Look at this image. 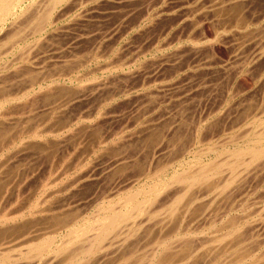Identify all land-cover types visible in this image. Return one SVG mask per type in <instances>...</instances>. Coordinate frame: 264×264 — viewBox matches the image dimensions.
Listing matches in <instances>:
<instances>
[{
    "label": "rangeland",
    "instance_id": "obj_1",
    "mask_svg": "<svg viewBox=\"0 0 264 264\" xmlns=\"http://www.w3.org/2000/svg\"><path fill=\"white\" fill-rule=\"evenodd\" d=\"M30 1L26 0L23 3L22 7L25 8L22 11L17 9L13 14L7 16L0 22V29L2 30H0V100L2 101H0V236L3 234L0 237V246L4 245L2 250L5 251V255L10 256L12 254L11 256H14H10L12 259L6 257L9 261L11 259V261L17 264L29 261V264H50L54 257L56 262L66 257L65 252H71L70 254H73L72 251H77L79 249L78 246L82 247L80 241L77 242V246L75 243L72 247H69L71 251H66L67 249L61 251L59 247V245H63L66 239L65 236L69 231L66 228H69V225H65L67 222L69 223L71 217L75 216V219L78 218V223L91 220L90 218H93L99 210H104L111 204L113 205L126 192L131 190L135 191V189L138 190L140 187H144L145 189L152 186L151 180L158 179L162 183L165 180V184H167L166 180H169L167 185L172 183V186H170L173 191H176V188L178 190L182 189V182L178 184V182L172 179L179 171L182 173V171H185L182 169L193 170L194 165L196 167L194 168L197 169L201 162L202 164L211 163V165L221 162L224 163L225 161L228 162L232 159L230 155L233 150L231 148L234 145L237 146H234L235 151L244 145L246 139L254 135L258 128L260 129V126V131L264 130V46H262L264 44V38L262 37V35L264 36V0H62L55 5L51 4L53 3L51 2L52 0H45L46 4L44 0ZM231 3H235V6ZM214 4L219 5L215 7V10L213 7L216 5ZM40 7H42V10ZM49 10L50 12H48ZM43 12L44 14L48 12V14L44 15ZM194 21L196 22L194 23ZM260 34H262L261 37ZM237 39H239L238 42ZM41 40L42 42H40ZM255 40L256 42L259 40L261 42L263 41L260 44L262 49H260L256 42L253 43ZM195 43H197L196 46ZM199 43H202L201 47L198 45ZM256 45L259 49H256ZM191 47L193 49H190ZM113 67L116 68L114 69ZM1 92L2 95L13 93L12 98L9 97L6 101L7 97H2ZM3 101L5 102L3 103ZM4 136L9 138L8 142L7 140L5 142L2 141ZM5 143L6 145H4ZM171 144L172 147H170ZM166 146L172 149H166L164 151L163 149ZM161 148L163 149L161 150ZM221 149L222 151H220ZM227 149H230L231 152L230 150L227 151ZM167 150H170L169 153H167ZM229 153L231 154L228 155ZM245 157L243 156L245 161H248V158L246 159ZM165 160L166 163L164 162ZM222 160L225 161L223 162ZM259 160L261 161L260 163L258 160L249 163V169H247L248 166L244 165L242 167L239 166L238 169L237 167L234 168L237 171L230 169L232 174L236 173L234 175L235 177L229 172V168L222 167L218 172L219 174H214L217 176L215 178L219 180H216L212 175L213 179L210 176L207 180L209 182L210 180H214L213 183L210 182L209 184L208 182L207 184L205 183L207 180H205L204 183L202 182L201 187L197 189L196 184L193 185L195 187H191V190L189 188L190 186L183 183L187 187H183L186 192L182 189L179 190L180 194H178V190V193H173L170 189L171 187L169 186L170 188H168L166 185L167 187L164 188L166 190L170 189L173 197L170 193L171 191H166L163 188L164 190H162L165 193L163 191L160 193H164L165 195H159L157 198H163V196H169L170 194L171 196L169 198L166 196L167 198L165 199H156L157 204L156 206L154 205L155 207L153 206L155 210L149 208L153 215L155 214L153 211L159 209L160 211L158 210L157 214L160 216L155 214L156 216H153V218L151 212L148 210V216L143 214L141 217L139 215L142 219H139V216H136L138 218L134 216L132 219L126 220V223L129 222L127 225L124 222L126 226L121 223L123 227L120 225L118 228H124L125 231L120 228L118 232L116 228V230L110 233L112 235L109 234V237H106L104 243L102 242L103 249L106 253L108 252V255L102 249L101 251L104 254L100 251L101 255L97 253L92 256L90 255L81 264H89L90 262L91 264H155L160 253V257L165 255H162L164 251L166 254L176 253L179 251V247L183 246L182 243H188L190 249L193 247L192 252L194 250L196 253L198 252L197 255L199 256L194 254L198 260H195L193 253H191L193 257L190 259L194 260L193 262L197 261L194 264L203 262L201 259L205 262L206 259L208 261L211 258L212 262L210 260L202 264H218V259L220 260L218 262L221 264H229L230 261V264H233L237 258L234 254L236 253L238 255L245 250L243 246L248 248L254 246L252 247L253 250H251L252 253H256L257 251L254 255L259 256L258 253L260 252L258 251H261L263 253L260 255H263L264 234H259L263 237L261 241L262 238H260L257 232L262 233L264 231V223H262L264 221V157ZM186 163H189V165L187 166ZM253 163H255L257 168L253 167ZM157 164L161 167H158ZM252 167L255 168L253 171L257 170L253 172L251 170ZM154 168L155 170L158 168V170L154 171ZM247 170H250L248 174L251 172L253 174L246 175L245 171ZM158 172H161L159 174L160 176ZM174 172L176 173L174 174ZM156 174L158 175L157 179H155ZM227 174L230 177L228 176L226 180L224 176ZM255 174L259 175L258 179ZM252 175H255L254 177L256 179ZM163 176L164 178H162ZM238 176L245 183L240 181ZM241 176L248 177L243 180ZM231 177L234 182L228 181ZM249 177L252 178L250 179ZM150 178L151 180H149ZM170 178L172 181H170ZM222 180L224 185H222ZM247 182L250 184V187L248 184L246 185ZM162 183L158 184L161 185ZM225 183L231 184L230 186L228 184L230 188L226 185L228 189L225 187L226 190L223 192ZM220 185L223 189H221ZM241 186L246 190H242L243 188ZM217 187L220 189L218 190ZM231 187L232 189L238 188V191H236L237 189L235 192L232 190V192L229 191ZM215 189L219 193L221 192L222 195H217L219 198L215 200L216 205H211L213 204L211 203L207 206V202L208 204L210 202L206 201L208 200L206 198L218 194ZM227 190L229 191V195L225 194ZM181 191L187 195L197 192V194L193 193L195 195L192 197L194 204L190 199L189 201L185 200L189 205L187 208H184L187 203L184 199H188L189 197L184 195L179 205L174 195L181 196V199L183 194ZM209 191L210 193H216L210 194ZM246 191L248 192L247 194L244 193ZM242 195L243 197L246 195L245 200H243ZM204 197L206 198L204 199ZM117 198L118 200H116ZM173 198L178 202H176L178 206L174 205V209L172 208L175 211L176 207L174 218L172 216L173 210L170 212V206L175 203ZM199 198H203L204 201L202 199V202L199 201ZM160 199L164 200L165 203L163 201L161 202ZM158 200L161 203L159 202L158 204ZM170 200H174V202L172 201L170 204ZM199 202L202 205L195 207ZM160 204L161 206L165 204L167 207L169 205V207L167 208L164 205V211L160 209ZM190 204L193 205L191 206ZM211 206L217 208L215 209ZM153 207L151 206V208ZM177 207L178 210L179 208H184L185 211L183 209L182 211H178ZM205 207L212 209L208 211ZM167 209L172 214L167 215ZM187 209L189 210L186 212ZM201 209L207 212L200 211ZM202 213H205L203 217L201 215ZM88 214L93 216L91 217ZM259 214L263 215L258 217ZM59 215L60 217L58 219ZM244 215H246L244 218L250 220V222L247 223L244 220ZM47 216L51 217L47 219ZM251 216L252 220L250 218ZM253 216L259 223L254 221ZM65 218H69V221H66L64 224ZM145 218L151 223L147 222L145 224H149L148 226L141 225V223L143 224L146 221ZM156 219L157 222L158 220L160 221L159 225L154 221ZM228 219L231 222L233 220H241L237 221L238 223L235 221L238 225L234 221V224L228 222L229 225L227 223ZM38 220L40 221L39 224ZM131 220L134 221L132 222ZM162 220H166L168 223L165 224L166 221ZM130 221L131 223L136 221V224H131ZM244 221L246 222L245 229L247 230L248 228V233L252 231L251 237L249 236L251 233H246L249 237L246 234L243 235L240 233L244 227L239 228V231L237 230V226H244ZM17 223L20 224L19 227ZM225 223H227L228 228L224 226L226 225ZM136 225H140V228H137ZM220 225L221 227H218ZM127 226L130 228L133 227V229ZM255 226L256 228H253ZM261 226H263V229H261ZM5 227L6 230H9H7L8 232L5 230L6 234L3 231ZM173 227L174 229L167 230ZM235 227L237 228L234 231ZM155 228L160 231H155ZM226 228L232 232L226 230ZM26 229L29 230L26 231ZM245 229H243V233L244 231L246 232ZM132 230L135 232H132ZM223 230H226L227 234L223 233L225 236H228L229 233V236H231L226 238L222 235V232H225ZM128 231L133 235L131 239L129 238L130 234ZM233 231L236 233H234L235 238L233 237ZM253 231H257L256 234L258 237H256L258 239H256L257 241L259 240L260 246L256 245L255 247L257 241L255 239L256 234L254 232L253 235ZM28 232H33L32 234L30 233L32 235L31 238L27 234ZM40 232V237H52V250L45 252L42 255L44 257H39L40 259L34 258L35 260L29 259L27 261L26 254L28 253L26 251H28V238L33 239L32 237L34 235L38 236ZM147 232L148 234H146ZM125 233H128V235ZM218 233H220L218 237L221 236V240L218 237L215 238ZM8 234L9 236H7ZM26 234L28 238L26 236V240L24 239L25 243L22 239ZM118 235H123L124 237L120 238ZM177 235L178 237H176ZM213 235L216 236L214 237ZM237 236L240 238H237ZM126 237H128L127 242ZM186 237L189 238V242L186 241ZM196 237H199L198 240L195 239ZM213 237L214 239H212ZM242 237L245 239L241 244L234 242L235 240L240 242L243 240ZM201 238L204 239L202 240ZM218 239L220 242L223 240L221 242L222 246L220 247L223 248L225 246L226 251L224 247V252L221 248L220 251H213L212 255L210 254L212 252L211 247L214 248L215 244L217 242L219 243L217 241ZM248 239L252 243L256 242L252 244ZM7 240L9 241L7 242ZM214 240V246H211ZM10 241L12 242L9 243ZM13 241L16 242L15 245ZM17 241L19 242L17 243ZM117 241H123L124 243H120L123 247L119 246V250L117 249V244L119 243ZM230 241L237 245L235 244L232 247L233 244L230 245ZM6 243L9 244L6 245ZM111 243L113 244L111 245ZM193 243L198 244L196 246ZM205 243H208V245ZM104 244H108L110 248L107 245L108 250L105 249ZM163 245H170V247L166 246L170 249L168 250L166 248L167 251L164 250L165 248L162 249ZM198 245L206 249L210 248V251L204 249L209 253H205L206 251L204 250L201 251ZM206 245L207 247H205ZM111 246L115 249H112ZM8 247L9 249L12 247L10 249L11 251L8 250ZM22 247L25 248L23 249ZM237 247L240 248L238 249ZM18 248H22V251ZM120 248L126 249L125 251L123 249V252ZM132 249L135 250L133 251ZM161 249L162 252H160ZM111 250H113V253H111ZM114 250H118L119 253L117 251L115 253ZM235 250L236 252L233 253ZM102 254L104 258L101 257ZM130 255H133V257ZM208 256H211L210 259L207 258ZM140 257L142 259L144 258V262ZM213 257H216V259L214 260ZM225 257H230L231 259L227 261L226 258L224 262L223 259ZM0 258L2 260L3 257L0 256ZM129 259L131 261L133 259L135 260L132 263ZM9 261L8 263L11 262ZM13 262L10 264H14ZM4 264H7V260H4Z\"/></svg>",
    "mask_w": 264,
    "mask_h": 264
},
{
    "label": "bare ground",
    "instance_id": "obj_2",
    "mask_svg": "<svg viewBox=\"0 0 264 264\" xmlns=\"http://www.w3.org/2000/svg\"><path fill=\"white\" fill-rule=\"evenodd\" d=\"M26 0H0V22L2 21V20H4L7 16H9V15H11V14H13L17 9H19L20 11H22L24 8L22 7V5H23V3L25 2ZM30 1V0H29ZM40 1V0H39ZM45 1V0H44ZM43 1V2H44ZM47 1V0H46ZM46 1H45V4H46ZM51 1V0H50ZM49 1V2H50ZM62 0H52L51 2H53V3H51V4H53V5H55V4H58L59 2H61ZM87 1V0H86ZM233 1V0H232ZM235 1V0H234ZM84 2V1H83ZM82 2V3H83ZM214 2V1H213ZM219 2V1H218ZM217 2V3H218ZM30 3H31V1H30ZM211 3H212V1H211ZM225 3V2H224ZM247 3V2H246ZM48 4V3H47ZM230 4V3H229ZM232 4V3H231ZM235 4V3H234ZM234 4H232V5H234ZM78 5V4H77ZM212 5V4H211ZM214 5H216V6H212L213 8H214V10L216 9L215 7H218L217 6V4H214ZM231 5V6H232ZM50 6V5H49ZM230 6V7H231ZM235 6V5H234ZM233 6V7H234ZM34 7V6H33ZM201 7H203V6H201ZM42 7H40V9H41ZM48 8V7H47ZM46 8V9H47ZM54 8V7H53ZM205 8V7H204ZM226 8V7H225ZM235 8V7H234ZM39 9V8H38ZM206 9V8H205ZM42 10V9H41ZM202 10V9H201ZM213 10V9H212ZM211 10V12H212V14H213V11ZM221 10V9H220ZM230 10H231V8H230ZM232 11V10H231ZM230 11V12H231ZM250 11V10H249ZM253 11V10H252ZM42 12V11H41ZM41 12H40V15H41ZM48 12H50V10L48 11ZM48 12H47V14H48ZM199 12L201 13V11L199 10ZM215 12V11H214ZM218 12H220V11H218ZM205 13H207V12H205ZM39 14V13H38ZM43 14H44V12H43ZM42 14V15H43ZM47 14H44V15H47ZM215 14H216V12H215ZM219 14V13H218ZM243 14V13H242ZM34 15V14H33ZM43 15V16H44ZM202 15H204L203 13H202ZM39 16V15H38ZM196 16V15H195ZM199 16H200V14H199ZM212 17H214L213 15H211ZM217 16V15H216ZM215 16V17H216ZM20 17V16H19ZM50 17V16H49ZM9 18V17H8ZM18 18V17H17ZM238 18V17H237ZM38 19V18H37ZM10 20V19H9ZM30 20V19H29ZM43 20H44V18H43ZM36 21V20H35ZM50 21V20H49ZM178 21V20H177ZM192 21V20H191ZM197 22H198V20H196ZM196 21H194V23L196 22ZM220 21V20H219ZM40 22V21H39ZM193 22V21H192ZM14 23V22H13ZM194 25V24H193ZM10 26H11V24H10ZM21 26V25H20ZM199 26V25H198ZM262 26V25H261ZM9 27V26H8ZM43 27V26H42ZM7 28V27H6ZM22 28V27H21ZM169 28V27H168ZM226 29V28H225ZM255 29V28H254ZM1 30V29H0ZM235 30V29H234ZM2 31V30H1ZM6 31V30H5ZM233 32V31H232ZM232 32H231V34H232ZM238 32H240V31H238ZM237 32V33H238ZM245 32H246V30H245ZM264 32V31H263ZM15 33H17V32H15ZM235 33V32H234ZM2 34H3V32H2ZM8 34V33H7ZM241 34V33H240ZM10 35H12V34H10ZM237 35V34H236ZM257 35H259V34H257ZM261 35L262 34H260V37H261ZM232 36H233V34H232ZM250 36H252V35H250ZM253 36H255V35H253ZM9 37V36H8ZM182 37V36H181ZM255 37H257V36H255ZM259 37V36H258ZM262 37L264 38V36L262 35ZM39 38V37H38ZM251 38V37H250ZM10 40V39H9ZM212 40V39H211ZM238 40L239 39H237V42H238ZM253 40V39H252ZM252 40H251V42H252ZM40 42H42V40L40 41ZM254 42H256V40L255 41H253V43ZM263 42V41H262ZM262 42H261V40H259L258 42H256L257 43V45H259V47H260V49H262V47H261V45L260 44H262ZM172 43V42H171ZM204 43V42H203ZM40 44V43H39ZM196 44L197 43H195V46H196ZM243 44V43H242ZM241 44V45H242ZM28 45V44H27ZM26 45V46H27ZM198 45H200V47H201V45H202V43L200 44H198ZM257 45H256V49H259V48H257ZM36 46V45H35ZM262 46H264V44L262 45ZM237 47V46H236ZM39 49V48H38ZM190 49H193V47H191ZM201 49V48H200ZM199 49V50H200ZM189 50V49H188ZM189 51H192V50H189ZM197 51V50H196ZM201 51V50H200ZM13 52V51H12ZM263 52V51H262ZM195 53V52H194ZM192 54V53H191ZM198 54V53H197ZM257 54V53H256ZM261 54H263V53H261ZM261 54H259V55H261ZM28 55V54H27ZM196 55V54H195ZM24 56V55H23ZM197 56V55H196ZM250 56V55H249ZM64 57V56H63ZM118 57V56H117ZM179 57H181V56H179ZM178 57V58H179ZM193 57V56H192ZM131 58V57H130ZM68 60V59H67ZM70 60V59H69ZM74 60V59H73ZM78 60V59H77ZM173 60V59H172ZM174 60H176V59H174ZM202 60V59H201ZM82 61V60H81ZM114 62V61H113ZM174 62V61H173ZM176 62V61H175ZM205 62V61H204ZM62 63V62H61ZM63 64V63H62ZM71 64V63H70ZM111 64V63H110ZM203 64V63H202ZM53 65V64H52ZM62 66V65H61ZM54 68H56L55 66H53ZM64 67V66H63ZM74 67V66H73ZM119 67V66H118ZM19 68V67H18ZM114 68V67H113ZM116 68V67H115ZM114 68V69H115ZM145 68V67H144ZM152 68V67H151ZM234 68V67H233ZM238 68V67H237ZM46 69V68H45ZM57 69V68H56ZM74 69V68H73ZM119 69V68H118ZM237 70V69H236ZM30 71V70H29ZM39 71V70H38ZM229 71V70H228ZM245 71V70H244ZM204 73V72H203ZM230 73V72H229ZM235 73V72H234ZM57 74V73H56ZM231 74V73H230ZM13 76V75H12ZM59 76V75H58ZM35 79H37V78H35ZM3 80V79H2ZM42 80V79H41ZM95 80V79H94ZM126 80V79H125ZM34 81V80H33ZM112 82V81H111ZM205 82V81H204ZM146 84V83H145ZM235 84V83H234ZM241 84V83H240ZM8 85V84H7ZM63 85V84H62ZM38 86V85H37ZM81 86V85H80ZM182 86V85H181ZM17 87V86H16ZM49 87V86H48ZM26 88V87H25ZM47 89V88H46ZM71 90V89H70ZM82 90H84V89H82ZM38 91V90H37ZM81 92V91H80ZM79 92V93H80ZM259 92V91H258ZM4 93V92H3ZM17 93V92H16ZM50 93V92H49ZM264 93V92H263ZM13 94V93H12ZM12 94H9V93H7V94H4V95H2V92H1V95H2V97H4V96H6L7 98H6V101H7V99L9 98V97H11L12 96ZM82 94V93H81ZM198 94V93H197ZM203 95V94H202ZM24 96V95H23ZM43 96V95H42ZM53 96V95H52ZM17 97V96H16ZM12 98V97H11ZM14 98V97H13ZM22 98V97H21ZM125 98V97H124ZM229 98V97H228ZM60 99V98H59ZM149 99V98H148ZM206 99V98H205ZM214 99V98H213ZM13 100V99H12ZM57 100V99H56ZM221 100V99H220ZM1 101V100H0ZM65 101V100H64ZM254 101V100H253ZM2 102V101H1ZM5 101H3V103H4ZM18 102V101H17ZM55 102V101H54ZM61 102V101H60ZM73 102V101H72ZM143 102V101H142ZM245 102V101H244ZM51 103H52V101H51ZM70 103V102H69ZM68 103V104H69ZM222 103V102H221ZM233 103V102H232ZM19 104V103H18ZM190 104V103H189ZM198 104V103H197ZM252 104V103H251ZM40 105V104H39ZM64 105V104H63ZM139 105V104H138ZM61 106V105H60ZM240 106V105H239ZM91 107V106H90ZM155 107V106H154ZM164 108V107H163ZM249 108H250V106H249ZM6 109V108H5ZM8 109V108H7ZM61 109V108H60ZM144 109V108H143ZM242 109V108H241ZM16 110V109H15ZM139 110V109H138ZM248 110V109H247ZM7 111V110H6ZM173 111V110H172ZM11 112V111H10ZM24 112V111H23ZM33 112V111H32ZM201 112V111H200ZM9 113V112H8ZM48 113V112H47ZM170 113V112H169ZM245 113V112H244ZM145 114V113H144ZM240 114V113H239ZM246 114H247V112H246ZM169 115V114H168ZM181 115V114H180ZM33 116V115H32ZM91 116V115H90ZM178 116V115H177ZM242 116V115H241ZM256 116H258V115H256ZM34 117V116H33ZM56 117H57V115H56ZM60 117V116H59ZM68 117V116H67ZM129 117V116H128ZM156 117V116H155ZM170 117V116H169ZM24 118V117H23ZM44 118V117H43ZM75 118V117H74ZM135 118V117H134ZM259 118V117H258ZM257 118V119H258ZM4 119V118H3ZM27 119V118H26ZM52 119V118H51ZM166 119V118H165ZM20 120V119H19ZM32 120V119H31ZM57 120V119H56ZM61 120V119H60ZM67 120V119H66ZM253 120H254V118H253ZM252 120V121H253ZM0 122H1V120H0ZM8 122V121H7ZM20 122V121H19ZM44 122V121H43ZM59 122V121H58ZM3 123V122H2ZM1 123V124H2ZM5 123V122H4ZM182 123V122H181ZM251 123V122H250ZM250 123H248V124H250ZM257 123V122H256ZM258 123H260V122H258ZM16 124V123H15ZM19 124V123H18ZM22 124V123H21ZM254 124V123H253ZM50 125V124H49ZM98 125V124H97ZM263 125V124H262ZM55 126V125H54ZM63 126H65V125H63ZM247 126V125H246ZM256 126V125H255ZM260 126V125H259ZM10 127V126H9ZM17 127V126H16ZM169 127V126H168ZM178 127V126H177ZM258 127V126H257ZM256 127V128H257ZM264 127V126H263ZM2 128V127H1ZM91 128V127H90ZM121 128H123V127H121ZM153 128V127H152ZM14 129V128H13ZM10 130V129H9ZM16 130V129H15ZM14 130V131H15ZM51 130V129H50ZM60 130V129H59ZM91 130H93V129H91ZM244 130V129H243ZM251 130H252V128H251ZM250 130V131H251ZM253 130H255V128H253ZM258 130L260 131L261 130V126H260V129L258 128ZM256 131V133L254 134V135H252V136H249L248 137V135H247V139H246V141H245V144L244 145H242L239 149H237V150H235L234 151V146H236V145H234L233 146V148H231V150H232V152H231V150H230V152L232 153H229L228 155H230V157L232 158L230 161H228V162H226L225 160V162L224 163H222L221 162V160H220V162L221 163H216L215 165L213 164V165H211V163L210 164H202V162H201V164H200V166L199 167H197V169H195L196 167H195V165H194V167L192 168L193 170H186V169H182V170H185V171H187V172H185V171H182V173H180L181 171H179L178 172V174H176L175 176H173V175H171V176H173V180L174 181H176V182H178V184L179 183H181L182 184V189L184 190V188H187L186 187V185L187 186H190L189 188L192 190V186L194 185V184H196L197 186H196V189L198 188V187H201V185H202V182L204 183L205 182V180H207V179H209V177L211 176V178L214 176V178L215 177H217V176H215L218 172H219V170L222 168V167H225V168H229L228 170H229V172L232 170V171H234V170H236L237 171V169H238V167L239 166H241L242 167V165H244V166H248V164L249 163H251V162H253V161H256V160H258L259 161V163L261 162L259 159L260 158H262V157H264V130H262V131ZM8 131V130H7ZM11 131V130H10ZM35 131H37V130H35ZM120 131V130H119ZM168 131V130H167ZM167 131H166V133H167ZM246 131V130H245ZM2 132H4V131H2ZM1 132V133H2ZM20 132V131H19ZM26 132V131H25ZM105 132V131H104ZM169 132V131H168ZM238 132V131H237ZM255 132V131H254ZM258 132V133H257ZM9 133V132H8ZM210 133V132H209ZM244 133V132H243ZM5 134V133H4ZM12 134V133H11ZM247 134V133H246ZM246 134H245V136H246ZM7 135V134H6ZM10 135V134H9ZM8 135V136H9ZM172 135V134H171ZM235 135V134H234ZM251 135V134H250ZM77 136V135H76ZM148 136V135H147ZM170 136V135H169ZM2 137V136H1ZM165 137V136H164ZM16 138H17V136H16ZM61 138V137H60ZM148 138V137H147ZM150 138V137H149ZM185 138V137H184ZM190 138V137H189ZM228 138V137H227ZM243 138V137H242ZM245 138V137H244ZM2 139V138H1ZM8 139L9 138H7V137H3V140L2 141H6L7 140V142H8ZM82 139V138H81ZM44 140V139H43ZM47 140V139H46ZM1 141V142H2ZM67 141V140H66ZM178 141V140H177ZM243 141V140H242ZM25 142V141H24ZM32 142V141H31ZM38 142H39V140H38ZM41 142H43V141H41ZM102 142V141H101ZM147 142V141H146ZM160 142V141H159ZM217 142V141H216ZM241 142V141H240ZM239 142V143H240ZM18 143V142H17ZM30 143V142H29ZM156 143V142H155ZM176 143V142H175ZM242 143V142H241ZM244 143V142H243ZM13 144V143H12ZM16 144V143H15ZM21 144V143H20ZM25 144V143H24ZM116 144V143H115ZM151 144V143H150ZM168 144H170V143H168ZM4 145H6V143L4 144ZM26 145V144H25ZM220 145V144H219ZM218 145V146H219ZM2 146V145H1ZM93 146V145H92ZM206 146V145H205ZM208 146V145H207ZM23 147V146H22ZM24 147H26V146H24ZM28 147V146H27ZM75 147V146H74ZM160 147V146H159ZM170 147H172V144H171V146ZM203 147V146H202ZM210 148H212L211 146H209ZM208 147V148H209ZM237 147V146H236ZM235 147V148H236ZM33 148V147H32ZM189 148V147H188ZM209 148V149H210ZM226 148V147H225ZM20 149V148H19ZM24 149V148H23ZM163 148H161V150H162ZM166 149H172V148H169V147H167L166 146V148H164L163 150L164 151H166ZM201 150V149H200ZM216 150V149H215ZM214 150V151H215ZM228 149H227V151H229ZM33 151V150H32ZM56 151V150H55ZM168 152L167 153H169V151L170 150H167ZM217 151V150H216ZM220 151H222V149L220 150ZM223 151H225V149H223ZM42 152V151H41ZM79 152V151H78ZM211 152V151H210ZM213 152V151H212ZM173 153V152H172ZM194 153H195V151H194ZM219 153V152H218ZM221 153V152H220ZM75 154V153H74ZM80 154V153H79ZM157 154V153H156ZM156 154H155V156H156ZM202 154V153H201ZM28 155V154H27ZM33 155H36V154H33ZM113 155V154H112ZM133 155V154H132ZM143 156V155H142ZM154 156V157H155ZM160 156V155H159ZM193 156V155H192ZM195 156V155H194ZM197 156V155H196ZM226 156H227V154H226ZM243 156L247 159L248 158V161H245V159L243 158ZM156 157H158V156H156ZM198 157V156H197ZM218 157H219V155H218ZM228 157V156H227ZM227 157H225V158H227ZM229 157V158H230ZM57 158V157H56ZM71 158V157H70ZM146 158V157H145ZM160 157H158V159H159ZM169 158V157H168ZM173 158V157H172ZM215 158V157H214ZM157 159V161H159V160H161V159H159L158 160ZM173 159H175V158H173ZM228 159V158H227ZM33 160V159H32ZM166 160H168L167 158H166ZM166 160L164 161L165 163H166ZM177 160V159H176ZM198 160V159H197ZM208 160H210V159H208ZM207 160V161H208ZM218 160V159H217ZM216 160V161H217ZM28 161H30V160H28ZM107 161V160H106ZM134 161V160H133ZM214 161H215V159H214ZM213 161V162H214ZM76 162V161H75ZM162 162V161H161ZM161 162H159V163H161ZM190 162V161H189ZM217 162H219V161H217ZM123 163V162H122ZM204 163V162H203ZM264 163V162H263ZM262 163V164H263ZM22 164V163H21ZM180 164V163H179ZM187 164V163H186ZM190 164H193V163H190ZM254 165H255V163H253ZM261 164V165H262ZM119 165H122V164H119ZM132 165V164H131ZM151 165V164H150ZM155 166H156V164H154ZM158 165V167H161L159 164H157ZM161 165H163V164H161ZM167 165V164H166ZM171 165V164H170ZM183 165V164H182ZM189 165V163L187 164V166ZM253 165V167H255V168H257L256 167V165L254 166ZM264 165V164H263ZM123 166V165H122ZM129 166V165H128ZM139 166V165H138ZM179 166V165H178ZM186 166V167H187ZM243 166V167H244ZM250 166H251V164H250ZM259 166V165H258ZM66 167V166H65ZM176 167V166H175ZM182 168H183V166H181ZM180 167V168H181ZM237 167V169H234V168H236ZM251 168V170L253 171V169H255V168ZM260 167V166H259ZM258 167V168H259ZM130 168V167H129ZM164 168V167H163ZM171 168V167H170ZM245 168V167H244ZM244 168H242V169H244ZM264 168V167H263ZM262 167H261V169H263ZM4 169V168H3ZM160 169H162V168H160ZM159 169V170H160ZM191 169V168H190ZM231 169V170H230ZM241 169V170H242ZM247 169H249V166H248V168ZM17 170V169H16ZM148 170V169H147ZM158 170V168L155 170V168H154V171H157ZM224 170V169H223ZM226 170V169H225ZM246 170V169H245ZM257 170V169H256ZM256 170H254V171H256ZM19 171V170H18ZM26 171V170H25ZM152 171V170H151ZM163 171H164V169H163ZM166 171V170H165ZM248 171L250 172V170H247V171H245V173H246V175L248 174ZM253 171V172H254ZM263 171H264V169H263ZM162 172V171H161ZM161 172L159 173L158 172V175L159 174H161ZM166 173V172H165ZM176 172H174V174H175ZM231 174H232V172H230ZM229 173V174H230ZM244 173V174H245ZM252 173V172H251ZM251 173L250 174H248V175H251ZM261 173H262V170H261ZM148 174H149V171H148ZM151 174H153V173H151ZM162 174H164V173H162ZM215 174V175H214ZM219 174V173H218ZM236 174V173H235ZM234 173L232 174L233 176L235 175ZM253 174V173H252ZM259 174V173H258ZM263 174V173H262ZM12 175V174H11ZM114 175V174H113ZM141 175V174H140ZM157 175V174H156ZM158 175L157 176H155V179H157L158 178ZM213 175V176H212ZM242 175V174H241ZM256 175V177H257V179L259 178V175H257V174H255ZM254 175V176H255ZM160 176V175H159ZM165 176V175H164ZM164 176L162 177V178H164ZM219 176V175H218ZM228 176L230 177V175H226V176H224V177H226V180H227V178H228ZM232 176V177H233ZM240 176V175H239ZM239 176H238V178H239ZM253 175H252V177H254ZM149 177V176H148ZM220 177V176H219ZM232 177H231V179L230 180H228L229 182L231 181V182H234V180L232 181ZM235 177V176H234ZM242 177V176H241ZM246 177H248V176H246ZM246 177H242L243 178V180H244V178H246ZM252 177H249L250 179L252 178ZM118 178V177H117ZM161 178V179H162ZM255 178V177H254ZM253 178V179H254ZM146 179H148V178H146ZM160 179V178H159ZM167 179V178H166ZM171 179V178H170ZM172 179L170 180V181H172ZM213 179V178H212ZM216 179V178H215ZM241 178H239V180H240ZM256 179V178H255ZM134 180V179H133ZM149 180H151V178L149 179ZM216 180H219V179H216ZM225 180V179H224ZM238 180V179H237ZM15 181V180H14ZM25 181V180H24ZM148 181V180H147ZM162 181H163V179H162ZM167 181V184H168V181L169 180H166ZM173 181V182H174ZM227 181V182H228ZM235 181H236V178H235ZM240 181H242V180H240ZM239 181V182H240ZM247 181L249 182V180L247 179ZM151 182H152V186H149L148 187V182L146 183L147 184V187L148 188H145L144 189V187L143 188H139L138 190H136L135 189V191L134 190H131V191H129V192H126L125 194H123L120 198H119V200H118V198L116 199V200H118V201H116V203H114L113 205L111 204L109 207H107V208H105L104 210H99L98 211V213L93 217V218H90L89 216V218L91 219V220H88V221H83V222H81V223H78V218H76L75 219V214L73 215L74 217H69L68 219L70 220H68L67 218H65L66 220H64V224L66 223V221H69V223L67 222V224L65 225V226H67V225H69L68 227L69 228H66V227H64V228H66V230L67 229H69V231L67 232V234H66V239H65V241H64V243H63V245H59V247H60V249H61V251H63L64 249H67L66 251H68V250H70L69 249V247L71 246L72 247V245H74L75 243H76V246H77V242H81L82 243V247L81 246H78L79 247V249L77 250V249H74V250H77V251H75V252H73L72 251V253L73 254H70L71 252H65V254H66V257H63V258H61L59 261H55L56 259H55V257H54V259H52V261H51V263L50 264H81V263H84L83 261H85L84 259L85 258H87V257H89L90 255L92 256L93 254H100L102 251H104V247L102 246L103 245V243H104V240L106 239V237L111 233V232H113L114 230H116V228H117V230L116 231H118L119 232V230H120V228L121 227H123V225H121V223L122 224H124V222H125V224L127 225L128 223H126L127 221L126 220H128V219H132L134 216L136 217V216H139V215H141V217H142V215L143 214H145V215H147L148 216V210H149V212H151V214H152V211H150V209L152 210H155L154 209V207L156 206V204H157V201H156V199H159V198H161V199H165V198H167L166 196H168V195H166V196H163V198L162 197H159V198H157L159 195H163L165 192L163 191L164 189L166 190V188H164V187H167L168 186V188H170L172 185V183H170L169 185H167V184H165V180H164V183H162L161 182V180H160V182H159V180L157 179V180H151ZM151 182H149L150 184H151ZM175 182V183H176ZM201 182V183H200ZM208 180H207V182H205V183H207L208 184ZM210 182H214V180L213 181H211L210 180ZM210 182H209V184H210ZM237 182V181H236ZM243 183H245L244 181H242ZM246 183V185L248 184L249 185V187H250V184L249 183ZM254 182V181H253ZM261 182V181H260ZM7 183H9V182H7ZM158 183H162L161 185H159ZM186 184V185H184V184ZM200 183V184H199ZM224 182H223V180H222V185H224L223 184ZM252 183V182H251ZM262 183V182H261ZM118 184H120V183H118ZM177 184V183H176ZM200 186H199V185ZM228 184L229 183H225V186H224V190H223V192L226 190L225 189V187H226V185H227V187H229L230 186V184H229V186H228ZM260 184V183H259ZM264 184V183H263ZM167 185V186H166ZM171 185V186H170ZM173 185H174V183H173ZM184 185V186H183ZM206 185V184H205ZM237 185V184H236ZM251 185H253V184H251ZM119 186V185H118ZM130 186V185H129ZM132 186V185H131ZM140 186H142V185H140ZM144 186V185H143ZM170 186V187H169ZM176 186V185H175ZM263 186V185H262ZM45 187V186H44ZM179 187V186H178ZM184 187V188H183ZM193 187H195V186H193ZM212 187V186H211ZM210 187V188H211ZM220 187H221V185H220ZM226 187V188H227ZM237 187H239L238 185H237ZM243 189L242 190H246L243 186H241ZM253 187V186H252ZM256 187V186H255ZM164 188V189H163ZM175 188V187H174ZM188 188V189H189ZM203 188H204V184H203ZM218 188V190L220 189L219 187H217ZM230 188V187H229ZM233 188H234V186H233ZM128 189V188H127ZM163 189V190H162ZM171 190H172V187L170 188ZM170 189H168L169 191H171ZM177 190H178V188H176ZM182 189H179V190H182ZM221 189H223V187H221ZM228 189V188H227ZM237 189V190H236ZM116 190H117V192H118V189H117V187H116ZM121 190V189H120ZM168 190H166V191H168ZM173 191V193L174 192H176V193H178V191ZM193 190H195V189H193ZM207 190V189H206ZM217 189H215V191H216ZM217 190V192H218V194H215L216 196H210V197H204V199L206 198V199H208V200H206V201H209L210 203L208 204V202H207V206L208 205H210L211 203H213V204H211V205H216V199L217 198H219L218 196L219 195H222V193L220 192L219 193V191ZM234 191L235 192V190L236 191H238V188H235V189H232V187H231V189L229 190V191ZM241 190V189H240ZM239 190V191H240ZM242 190H241V192H242ZM115 191V190H114ZM161 191H163L164 193L163 194H161L160 192ZM172 191L170 192L171 194H172ZM185 191V190H184ZM187 191H189V190H187ZM222 191V190H221ZM228 190L226 191L227 193H225V194H228L229 195V192ZM231 191V192H232ZM248 191V190H247ZM244 192V193H248V192ZM110 192V191H109ZM182 192V191H181ZM186 192V191H185ZM167 193V192H166ZM183 193V192H182ZM190 193V192H189ZM194 193V192H193ZM193 193H191L190 195H187V194H182V198L180 199V197L181 196H177V195H174V198H176V200L179 202H177L174 198V200H175V203L174 204H172L171 206H170V212H171V210H173L174 208V205H176V206H178V204L180 205L181 204V200L184 198V195L186 196H191ZM209 193H210V191H209ZM211 193H216V192H211ZM210 193V194H211ZM111 194V193H110ZM168 194H169V192H168ZM171 194L168 196V198L171 196ZM178 194H180V191H179V193ZM194 194H197V192L196 193H194ZM192 195L191 196V198H189L188 197V199H184V201L185 200H188L189 201V199H190V201H192V197L193 196H195V195ZM231 194V193H230ZM242 194V193H241ZM165 195V194H164ZM218 195V196H217ZM227 195V196H228ZM244 195V194H243ZM243 195H242V198H244L243 200H245V197H246V195L243 197ZM112 196V195H111ZM175 196H177V197H175ZM239 196V195H238ZM248 196H249V194H248ZM96 197V196H95ZM172 197H173V194H172ZM172 197H171V199H172ZM199 197V196H198ZM202 197V196H201ZM224 197H226L225 195H224ZM229 197V196H228ZM111 198V197H110ZM227 198V197H226ZM239 198V197H238ZM237 198V199H238ZM240 198H241V196H240ZM160 199V200H161ZM180 201H179V200ZM194 199H195V197H194ZM200 199V198H199ZM202 199V201H204L203 200V198H201ZM201 199L199 200V201H201ZM174 200H170L169 202H170V204L172 203V201L174 202ZM195 200H197V199H195ZM227 200H228V198H227ZM226 200V201H227ZM230 200V199H229ZM103 201V200H102ZM101 201V202H102ZM155 201V202H154ZM163 201V203H165V201L164 200H161V202ZM166 201H167V199H166ZM183 201V202H184ZM201 201V202H202ZM206 201H205V203H206ZM214 201H215V203H214ZM221 201H223V199H221ZM224 201H225V199H224ZM107 202V201H106ZM155 204H154V203ZM159 200H158V204H159ZM160 202V203H161ZM176 202L178 203V204H176ZM185 202H187V201H185ZM184 202V203H185ZM193 202V204H194V200L192 201ZM198 202V201H197ZM218 202H220V201H218ZM228 202V201H227ZM241 202V201H240ZM36 203H37V201H36ZM108 203V202H107ZM111 203V202H110ZM151 203H153L152 205H151ZM167 203H168V201H167ZM183 203V205H185ZM188 203V202H187ZM186 203V205L184 206V208L186 207L187 208V206L189 205V203L187 204ZM100 204V203H99ZM193 204H190L191 206L193 205ZM109 205V204H108ZM155 205V206H154ZM165 205V204H164ZM163 204H162V206H161V204H160V209H163V208H165V207H167V205H165V207H163L164 206ZM199 205H202V203H200L199 202V204L198 205H195V207L196 206H198L199 207ZM101 206H102V204H101ZM151 206L153 207V208H151ZM203 206H204V203H203ZM202 206V207H203ZM206 206V205H205ZM206 206V207H207ZM97 207V206H96ZM168 207H169V205H168ZM167 207V208H168ZM194 207V206H193ZM205 207V208H206ZM210 207V206H209ZM212 208H217V207H213V206H211ZM234 207V206H233ZM30 208V207H29ZM28 208V209H29ZM68 208V207H67ZM103 208V207H102ZM150 208V209H149ZM173 208V209H172ZM184 208H182L183 210H184ZM190 208V207H189ZM204 208V207H203ZM212 208H210V209H212ZM97 209V208H96ZM101 209V208H100ZM181 208H179V210H178V207H177V210L178 211H182V209L180 210ZM192 209H194V208H192ZM208 209V211L210 210L209 208H206V210ZM13 210V209H12ZM159 210V209H158ZM157 210V211H158ZM164 211H165V209H163ZM168 210V214L167 215H170V214H172V213H170L169 212V209H167ZM166 210V211H167ZM189 209H187L186 210V212L188 211ZM197 210H199V209H197ZM26 211H28V210H26ZM31 211V210H30ZM75 211V210H74ZM97 211V210H96ZM157 211H153V212H155V214H157ZM160 211V210H159ZM175 211H176V207H175ZM174 210H173V214H172V216H173V218H174V213L176 214V212H175ZM185 211V210H184ZM200 211H204L203 209H201ZM34 212V211H33ZM69 212V211H68ZM67 212V213H68ZM73 212V211H72ZM198 212V211H197ZM205 212V211H204ZM207 212V211H206ZM205 212V213H206ZM74 213V212H73ZM72 213V214H73ZM161 213V212H160ZM200 213V212H199ZM205 213H202L201 215H202V217H203V214L205 215ZM4 214H6V213H4ZM71 214V215H72ZM81 214V213H80ZM93 214V213H92ZM150 213H149V215H151ZM151 215L152 217L153 216H156V215ZM224 214V213H223ZM247 214V213H246ZM250 214V213H249ZM248 214V215H249ZM253 214V213H252ZM8 215V214H7ZM25 215V214H24ZM60 215H61V213H60ZM60 215L58 216V219H59V217H60ZM66 215V214H65ZM70 215V216H71ZM88 215H90V214H88ZM144 215V217H146ZM158 216H160L159 214H157ZM182 215H184V214H182ZM251 215V214H250ZM263 214H259V216L258 217H260V216H262ZM6 216V215H5ZM62 216V215H61ZM79 216V215H78ZM91 216V215H90ZM93 216V215H92ZM91 216V217H92ZM150 216V217H151ZM164 216V215H163ZM166 216V215H165ZM179 216V215H178ZM208 216V215H207ZM246 215H244L243 216V218L245 217ZM48 217L49 216H47V219H48ZM51 217V216H50ZM49 217V218H50ZM63 217V216H62ZM87 217V218H88ZM140 216H139V219L141 218ZM201 217V216H200ZM201 217V218H202ZM210 217V216H209ZM208 217V218H209ZM228 217V216H227ZM231 217V216H230ZM258 217H257V219H258ZM4 218V217H3ZM2 218V219H3ZM15 218V217H14ZM18 218H19V216H18ZM21 218V217H20ZM46 218V217H45ZM87 218H86V220H87ZM136 218H138V217H136ZM148 218V217H147ZM154 218V217H153ZM161 218V217H160ZM172 218V219H173ZM204 218H205V216H204ZM248 218V217H247ZM251 218V220H252V216L250 217ZM253 218H254V216H253ZM261 218H263V217H261ZM11 219V218H10ZM16 219V218H15ZM43 219V218H42ZM56 220H57V218H55ZM139 219H138V221H139ZM142 219V218H141ZM149 219V218H148ZM150 219H152V218H150ZM158 219V218H157ZM157 219L156 220H154V221H156L157 222ZM171 219V218H170ZM184 219V218H183ZM233 219V218H232ZM260 219V218H259ZM264 219V218H263ZM12 220V219H11ZM45 220V219H44ZM136 220V219H135ZM145 220H146V218H145ZM145 220H143V221H145ZM206 220V219H205ZM204 220V221H205ZM239 220H241V219H238V220H235L236 222L237 221H239ZM244 220L248 223V222H250V220H247V219H245L244 218ZM48 221V220H47ZM52 221V220H51ZM50 221V222H51ZM60 221V222H61ZM132 221V220H131ZM131 221H130V223H131ZM134 221V220H133ZM132 221V222H133ZM141 222H142V220H140ZM162 221H166V220H162ZM173 221H174V219H173ZM181 221H182V219H181ZM234 221V220H233ZM233 221L231 222V220H229L228 219V221H227V223L228 222H231L230 224H232L233 223ZM234 221V223L235 224H237L236 222ZM244 221V226L242 225V226H237V227H235L234 228V231H235V229L237 228V230L239 229V228H241V227H244L243 229H245L246 227H245V222ZM254 221H256L257 223H259L257 220H255V218H254ZM30 222V221H29ZM39 220H38V224H39ZM43 222V221H42ZM136 222V221H135ZM134 222V223H135ZM148 221L146 220L143 224L141 223V225H144V226H148V225H145L146 223H147ZM155 222V223H156ZM159 220H158V222H157V225H159ZM178 222V221H177ZM241 222V221H240ZM11 223H13V221H11ZM16 223V222H15ZM14 223V224H15ZM134 223H131V224H134ZM148 223H150V222H148ZM168 222L166 221V223L165 224H167ZM212 223V222H211ZM227 223H225L226 225H224V226H226L227 228H228V225H227ZM233 223V224H234ZM252 223V222H251ZM255 223V222H254ZM262 223H264V221L262 222ZM13 224V225H14ZM18 224V223H17ZM29 224V223H28ZM124 224V225H125ZM136 224V223H135ZM134 224V225H135ZM138 224H139V222H138ZM151 224V223H150ZM154 224V223H153ZM164 224V225H165ZM220 224V223H219ZM229 224V223H228ZM229 224V225H230ZM19 225L20 224H18V227H19ZM24 225V224H23ZM44 225V224H43ZM45 225H47V224H45ZM60 225H62V224H60ZM121 225V227L120 228H118L119 226ZM125 225V226H126ZM155 225V224H154ZM173 225V224H172ZM204 225V224H203ZM238 225V224H237ZM247 225H250V224H247ZM253 225H255V224H253ZM40 226V225H39ZM42 226V225H41ZM137 226V225H136ZM140 226V225H139ZM139 226H137V228L139 227ZM177 226V225H176ZM210 226V225H209ZM208 226V227H209ZM212 226H214V225H212ZM251 226H252V224H251ZM14 228H15V226H13ZM12 227V228H13ZM23 227V226H22ZM27 227V226H26ZM47 227V226H46ZM128 228H130L129 226H127ZM174 227H175V225H174ZM174 227L173 228H168L167 230L169 231V229L171 230V229H174ZM218 227H221V225L220 226H218ZM223 227V226H222ZM258 227V226H257ZM263 226H261V229H263L262 228ZM38 228V227H37ZM45 228V227H44ZM51 228H53V227H51ZM50 228V229H51ZM60 228V227H59ZM140 228V227H139ZM159 228V227H158ZM160 228H162V226H160ZM226 228V230H228V231H231V230H229V229H227ZM231 228V227H230ZM253 228H256V226L255 227H253ZM259 229H260V227H258ZM32 230H33V228H31ZM119 229V230H118ZM121 229H123L124 231H125V229L124 228H121ZM127 229V228H126ZM130 229H133V227L132 228H130ZM153 229H154V227H153ZM200 229V228H199ZM214 229H215V227H214ZM218 229V228H217ZM243 229L241 230V232L240 233H242L243 235H245L246 233H248V228H247V230H246V232L244 231V233L242 232L243 231ZM252 229V228H251ZM5 230H6V227H5V229L3 230L4 231V233H5ZM8 230V229H7ZM6 230V231H7ZM23 230H25V229H23ZM29 230V229H28ZM27 229H26V231H28ZM31 230V231H32ZM36 230V229H35ZM48 230V229H47ZM144 230V229H143ZM151 230V229H150ZM156 230H158V229H156L155 228V231ZM193 230V229H192ZM205 230V229H204ZM213 230V229H212ZM226 230H223V231H225V232H222V235H224V234H227L226 233ZM236 230V231H237ZM256 230V229H255ZM264 230V229H263ZM9 231V230H8ZM7 231V232H8ZM16 231V230H15ZM115 231V232H116ZM158 231H160V230H158ZM164 231H166V230H164ZM163 231V232H164ZM168 231H167V233H168ZM180 231V230H179ZM188 232H189V230H187ZM203 231V230H202ZM227 231V232H228ZM233 231V234L235 233ZM239 231V230H238ZM237 231V232H238ZM36 232V231H35ZM46 232V231H45ZM57 232V231H56ZM132 232H135V231H133L132 230ZM137 232V231H136ZM148 232H150V231H148ZM148 232L146 233V234H148ZM153 232V231H152ZM204 232V231H203ZM206 232V231H205ZM215 232V231H214ZM232 232V231H231ZM254 232L255 231H253V235H254ZM257 232V231H256ZM256 232H255V234H256ZM262 232V231H261ZM16 234H17V231L15 232ZM31 233V232H30ZM30 233L28 232L27 234H29L30 235ZM33 233V232H32ZM31 233V234H32ZM128 233H129V231H128ZM128 233L126 234V235H128ZM131 233V232H130ZM129 233V234H130ZM159 233H161V232H159ZM189 233H191V232H189ZM188 233V234H189ZM224 233V234H223ZM229 233V232H228ZM239 233V232H238ZM237 233V234H238ZM251 233V234H250ZM2 234V233H1ZM6 234V233H5ZM22 234V233H21ZM20 234V235H21ZM25 235V237L22 239V240H26V236H27V238H28V235ZM44 234V233H43ZM116 234H117V232H116ZM115 234V235H116ZM121 234V233H120ZM122 234H123V231H122ZM145 234V235H146ZM184 234V233H183ZM192 234L193 235H195L193 232H192ZM199 234V233H198ZM201 234V233H200ZM219 234L220 233H218V235L216 236V235H213L215 238H217L218 236H219ZM230 234V233H229ZM229 234H228V236H229ZM232 234V233H231ZM236 234V233H235ZM235 234L233 235V237L235 238ZM248 234H250L249 236L251 237L252 236V231L251 232H249ZM248 234H246L247 235V237H249L248 236ZM257 234L259 235V234H264V231L262 232V233H258L257 232ZM255 235V239L258 237V235ZM3 235V234H2ZM1 235V236H2ZM12 235H14L13 233H12ZM40 235H41V232H40V234H38V236H35L34 235V237H32L33 239H30L31 238V236L32 235H30L29 237L30 238H28V251H26L28 254H26V258H27V261H29V259H37V258H39V257H44V256H42L45 252H50L52 249H51V244H52V240H51V238H49V236H45V237H40ZM47 235V234H46ZM49 235V234H48ZM86 235V236H85ZM110 235H112V234H110ZM157 235H159V234H157ZM156 235V236H157ZM196 235H197V233H196ZM0 236V237H1ZM7 236H9V234L7 235ZM17 236V235H16ZM42 236H44V235H42ZM52 236H54V235H52ZM118 236H120V235H118ZM131 236L133 237V235L132 234H130V239H131ZM151 236V235H150ZM160 236V235H159ZM180 236V235H179ZM198 236V235H197ZM200 236V235H199ZM225 236V235H224ZM227 235L225 236L226 238L228 237ZM231 236V235H230ZM229 236V237H230ZM239 236H240V234H239ZM239 236H237V238H240ZM257 236V237H256ZM260 236V235H259ZM36 237V238H35ZM61 237V236H60ZM64 237V238H65ZM109 237V236H108ZM107 237V238H108ZM117 237V236H116ZM121 237H124L123 235L122 236H120V238ZM138 237V236H137ZM146 237V236H145ZM153 237V236H152ZM169 237V236H168ZM176 237H178V235L176 236ZM181 237V236H180ZM189 237V236H188ZM191 237H193V236H191ZM214 237L212 238V239H214ZM225 237H222V238H224V239H226ZM245 237V236H244ZM254 237V236H253ZM252 237V238H253ZM57 238V237H56ZM63 238V237H62ZM112 238H114V237H112ZM111 238V239H112ZM128 237H126L125 239H127ZM147 238V237H146ZM160 238V237H159ZM182 238V237H181ZM180 238V239H181ZM190 238V237H189ZM189 238H187L186 237V241H188V239ZM198 238L199 237H196L195 239H197L198 240ZM219 239L221 238V236L220 237H218ZM233 238V239H234ZM246 238V237H245ZM245 238H243L242 237V239L243 240H239L240 242H238V241H234L233 239V241L234 242H236V243H239V244H241V242L242 241H244V239ZM260 238H262L261 239V241L263 240V237H262V235L260 236ZM12 239H13V237H12ZM11 239V240H12ZM19 239V238H18ZM114 239H118V238H114ZM155 239V238H154ZM167 239V238H166ZM171 239V238H170ZM191 239V238H190ZM202 239V238H201ZM204 239V238H203ZM202 239V240H203ZM211 239V240H212ZM217 240V241H219V243L217 244H215V246L213 245V243L215 242V240L214 241H212V244H211V246H214V248L213 247H211L212 249H211V251L212 252H210V254H212L213 253V251H215V250H219L220 251V249L222 248V247H220V246H222L221 245V242L223 241H221L220 242V240ZM251 239V238H250ZM258 239V238H257ZM257 239H256V241H257ZM2 241H3V239H1ZM5 240V239H4ZM14 240V239H13ZM25 240H24V242H25ZM108 240V239H107ZM123 240V239H122ZM152 240V239H151ZM158 240V239H157ZM174 240V239H173ZM172 240V241H173ZM185 240V239H184ZM196 240V241H197ZM249 240V239H248ZM247 240V241H248ZM252 240H254V239H252ZM1 241V242H2ZM9 240H7V242H8ZM20 241V240H19ZM19 241H17V243L19 242ZM109 241H110V238H109ZM112 241H114L113 239H112ZM111 241V242H112ZM128 241V239L126 240V242ZM142 241V240H141ZM178 241H179V239H178ZM186 241H184V242H186ZM192 241V240H191ZM199 241H201L200 239H199ZM208 241V240H207ZM206 241V242H207ZM250 241V243H252L251 242V240H249ZM248 241V242H249ZM255 241V242H256ZM12 241H10L9 243H11ZM14 242V245L16 244V242L15 241H13ZM21 242V241H20ZM23 242V241H22ZM103 242V243H102ZM106 243H107V241H105ZM116 242V241H115ZM115 242H113V243H115ZM119 242V243H118ZM124 242H125V240H124ZM169 242H171V241H169ZM168 242V243H169ZM183 242V241H182ZM189 242V241H188ZM198 242V241H197ZM205 242V241H204ZM204 242H202V243H204ZM209 242V241H208ZM211 242V241H210ZM231 243H230V245L231 244H233L234 242H232V241H230ZM255 242H253V243H255ZM8 243V244H9ZM26 243V242H25ZM59 243V242H58ZM80 243V244H81ZM113 243H111V245L113 244ZM119 245H118V244ZM117 249H118V247L120 246H122L120 243H123V241H117ZM156 243V242H155ZM164 243V242H163ZM192 243V242H191ZM199 243V242H198ZM198 243H196V244H198ZM224 243H226V242H224ZM235 243V244H236ZM249 243V245H251ZM252 243V244H253ZM262 243V242H261ZM5 244V243H4ZM7 243H6V245H8ZM62 244V243H61ZM109 244V243H108ZM108 244H104L105 245V249H107L108 250V247H109V245ZM124 244V243H123ZM130 244H131V242H130ZM129 244V245H130ZM166 244V243H165ZM183 244V246H181V247H179L180 249H179V251L178 252H176V253H165V251H164V253H162V255L163 254H165V255H163L162 257H160V255H161V253H160V255L158 256V262H157V260L155 261V264H156V262H157V264H194L195 262H197V261H195V262H193L194 260H191L190 258H192L193 256H194V254H196V256H199V255H197V253L195 252V250H194V252H192L193 251V247L190 249V247H189V244L188 243H182ZM196 244H194L193 243V245H196ZM205 244H207L208 245V243H205ZM204 244V245H205ZM223 244V243H222ZM235 244H233V246L232 247H234V245ZM12 245V244H11ZM11 245H9V246H11ZM23 245V244H22ZM57 245V244H56ZM107 245H108V247H107ZM128 245V244H127ZM126 245V246H127ZM151 245V244H150ZM171 245V244H170ZM170 245H166V246H168V247H170ZM178 245H179V243H178ZM207 245L205 246V247H207ZM237 245V244H236ZM245 245V244H244ZM256 245H259L260 246V244H259V240L257 241V244H255V247H256ZM2 246V247H1ZM0 246V248H1V252H0V256L1 257H3L2 258V260H1V258H0V264H4V260L6 261L7 260V264H10V263H12L13 261H11V257H14V256H11L8 252H7V254H9L10 256H7V255H5V251L4 250H2L3 248H4V245H1ZM18 246H19V244H18ZM26 246V247H27ZM134 246V245H133ZM132 246V247H133ZM165 245H163L162 247V249H164V250H166V248L168 249V247H164ZM174 246V245H173ZM197 246V245H196ZM196 246H195V249H196V251H197V248H196ZM229 246V245H228ZM240 246V245H239ZM243 246V245H242ZM259 246H257V247H259ZM6 247V246H5ZM13 247V246H12ZM12 247L10 248V249H12ZM20 247V246H19ZM56 247V246H55ZM123 247V246H122ZM125 247V246H124ZM131 247V246H130ZM142 247V246H141ZM158 247V246H157ZM198 247H200L199 249L201 250V251H203L204 249H206V248H203L202 246H200V245H198ZM201 247H202V249H201ZM209 247H210V245H209ZM225 247V246H224ZM224 247L222 248V251L224 252V250L226 251V247H225V249H224ZM236 247V246H235ZM241 247V246H240ZM240 247H237L238 249L240 248ZM243 247H245V250H243V249H241V250H243L242 252H240L238 255L235 253L234 255H236L237 256V258H236V260L234 261V263L233 264H242L244 261H246V262H248L247 264H264V254L263 255H260L261 253H263V252H261V251H258V252H260V253H258L259 254V256H255L254 255V253H252V251L251 250H253V248L252 247H254V246H252V247H249L250 248V250H248L249 248L248 247H246V246H243ZM264 247V246H263ZM7 248V247H6ZM23 248V247H22ZM21 248V249H22ZM25 248V247H24ZM23 248V249H24ZM75 248V247H74ZM110 248V247H109ZM111 248L112 249H115L113 246H111ZM140 248V247H139ZM242 248V247H241ZM246 248H248V249H246ZM252 248V249H251ZM9 249V247H8V250H10ZM14 249V248H13ZM19 249V248H18ZM21 249H19L20 251H22ZM57 249H58V247H57ZM60 249H59V251H60ZM103 249V250H102ZM121 249V248H120ZM124 249V248H123ZM123 249H121L122 251H123ZM126 249V248H125ZM125 249H124V251H125ZM127 249H129V248H127ZM137 249V248H136ZM162 249H161V251L160 252H162ZM170 249V248H169ZM168 249V250H169ZM208 249V248H207ZM206 249V250H207ZM210 249V248H209ZM208 249V251H210ZM224 249V250H223ZM229 249H230V247H229ZM232 249V248H231ZM234 249H236V248H234ZM73 250V249H72ZM102 250V251H101ZM119 250V249H118ZM118 250H114V252L115 251H117L118 252ZM133 250V249H132ZM131 250V251H132ZM135 250V249H134ZM133 250V251H134ZM148 250V249H147ZM151 250V249H150ZM160 250V249H159ZM159 250H158V252H159ZM206 250H204V251H206ZM261 250V249H260ZM262 250H263V248H262ZM11 251V250H10ZM16 251H17V249H16ZM56 251V250H55ZM61 251H60V253H61ZM71 251V250H70ZM101 251V252H100ZM113 250H111V253H113L112 252ZM123 251V252H124ZM130 251V252H131ZM167 251V250H166ZM208 251H206L205 253H209ZM221 251V252H222ZM99 252V253H98ZM105 253H106V251H104ZM170 252V251H169ZM222 252V253H223ZM234 252H236V250L235 251H233V253ZM19 253V252H18ZM57 253V252H56ZM55 253V254H56ZM103 253V252H102ZM108 253V252H107ZM106 253V255H108ZM110 253V252H109ZM116 253V252H115ZM119 253V252H118ZM126 253H128V252H126ZM147 253V252H146ZM149 253V252H148ZM191 253H193V256H192V254ZM203 253V252H202ZM204 253V254H205ZM256 253H257V251H256ZM255 253V254H256ZM21 254V253H20ZM49 254V253H48ZM64 254V255H65ZM70 254V255H69ZM104 254V253H103ZM103 254H102V256L101 257H103ZM131 254V253H130ZM158 254V253H157ZM215 254V253H214ZM216 254H218V253H216ZM231 254H232V251H231ZM230 254V255H231ZM57 255H58V253H57ZM63 255V254H62ZM101 255V254H100ZM112 255V254H111ZM119 255V254H118ZM126 255H129V254H126ZM139 255V254H138ZM140 255H142V254H140ZM146 255V254H145ZM202 255V254H201ZM213 255V254H212ZM220 255H221V253H220ZM224 255V254H223ZM227 255H229L228 253H227ZM226 255V256H227ZM16 256V255H15ZM23 256V255H22ZM55 256V255H54ZM96 256V255H95ZM124 256H125V254H124ZM131 256V255H130ZM134 256H136V255H134ZM152 256V255H151ZM150 256V257H151ZM203 256V255H202ZM217 256H219V254L217 255ZM222 256V255H221ZM220 256V257H221ZM6 257H10L11 259H10V261L8 260V258H6ZM108 257V256H107ZM129 257V256H128ZM131 257H133V255L131 256ZM195 257V256H194ZM210 257L211 256H208L207 258H209L210 259ZM231 257V256H230ZM228 258V257H225V259H223V261L225 262V260H226V258H227V261H228V259H231V258ZM6 258V259H5ZM24 260H25V258L24 257H22ZM60 258V257H59ZM100 258V257H99ZM104 258V257H103ZM120 258V257H119ZM141 259H142V257H140ZM139 258V259H140ZM144 258H145V256H144ZM143 258V259H144ZM152 258H153V256H152ZM202 258V257H201ZM200 258V259H201ZM214 258V257H213ZM15 259V258H14ZM13 259V260H14ZM34 259V260H35ZM40 259V258H39ZM47 259V258H46ZM50 259H51V257H50ZM91 259H92V257H91ZM110 259V258H109ZM116 259V258H115ZM143 259H142V261H143ZM146 259V258H145ZM154 259V258H153ZM200 259H199V261H200ZM212 259V258H211ZM210 259V260H211ZM216 259V257L214 258V260ZM222 259V258H221ZM20 260V259H19ZM124 260H126L125 258H124ZM135 259H133L132 261H134ZM137 260V259H136ZM190 260H191V262H190ZM195 260H198V258L197 257H195ZM203 262H204V260L203 259H201ZM210 260H208V261H210ZM213 260V261H214ZM219 260V259H218ZM218 260H217V263L218 264H221V263H219L218 262ZM233 260H234V258H233ZM8 261L10 262V263H8ZM42 261V260H41ZM46 261V260H45ZM55 261V262H54ZM120 261V260H119ZM122 261V260H121ZM129 261H131L130 259H129ZM128 261V262H129ZM131 261V262H132ZM141 261V260H140ZM141 261V262H142ZM150 261V260H149ZM206 261H207V259H206ZM205 261V262H206ZM207 261V262H208ZM220 261V260H219ZM226 261V262H227ZM21 262V261H20ZM30 262V261H29ZM29 262H26V263H22V264H29ZM44 262V261H43ZM47 262H50V261H47ZM144 262V261H143ZM203 262H200L201 264L203 263ZM204 262V263H205ZM206 262V263H207ZM211 262H212V260H211ZM231 262V261H230ZM230 262H229V264H230ZM246 262H244V264H246ZM6 263V262H5ZM14 263V262H13ZM16 263V262H15ZM14 263V264H15ZM118 263V262H117ZM120 263V262H119ZM122 263V262H121ZM127 263V262H126ZM130 263V262H129ZM133 263V262H132ZM135 263V262H134ZM148 263V262H147ZM199 262H198V264H200ZM215 263V262H214ZM17 264V263H16ZM45 264H49V263H45ZM89 264H91V262L89 263ZM123 264V263H122ZM125 264V263H124ZM136 264V263H135ZM138 264V263H137ZM150 264V263H149ZM226 264V263H225Z\"/></svg>",
    "mask_w": 264,
    "mask_h": 264
}]
</instances>
